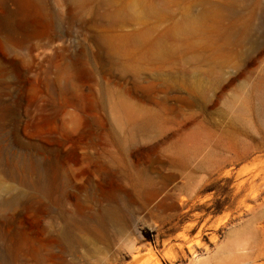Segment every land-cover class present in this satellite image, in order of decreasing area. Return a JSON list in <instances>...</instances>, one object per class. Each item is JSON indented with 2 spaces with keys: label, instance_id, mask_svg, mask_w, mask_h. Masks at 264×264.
<instances>
[{
  "label": "rangeland",
  "instance_id": "1",
  "mask_svg": "<svg viewBox=\"0 0 264 264\" xmlns=\"http://www.w3.org/2000/svg\"><path fill=\"white\" fill-rule=\"evenodd\" d=\"M31 1L14 26L41 46L0 26V200L51 210H9L14 264H264V0ZM209 4L233 11L193 25ZM70 222L88 244L61 258L50 239Z\"/></svg>",
  "mask_w": 264,
  "mask_h": 264
},
{
  "label": "bare ground",
  "instance_id": "2",
  "mask_svg": "<svg viewBox=\"0 0 264 264\" xmlns=\"http://www.w3.org/2000/svg\"><path fill=\"white\" fill-rule=\"evenodd\" d=\"M89 1L90 0H71L72 4L81 5V6ZM0 3L4 6L5 9H7L10 12V14L7 16H0V26L2 30H4L5 33L10 38L16 39L17 48L21 50H34L36 47L41 46L42 41L45 38V33L40 32V31H36V32L29 31L30 33H32V35L25 33L20 36L15 29L14 21H13L14 17L28 16V15L31 16V14H33V10L35 7L33 2L31 0H0ZM223 10L219 9L218 11L215 9L214 6L209 4L208 6L204 7V10L201 11L199 17L196 20L192 21L193 25L197 26L200 23H206V25H209L208 23H211V22L214 23L218 20V18L228 16L233 11L232 9L228 10V12L223 11ZM250 29H251L250 24L243 25L240 29L237 28V30H240V33L242 36H247L246 34L250 31ZM259 91H260V96H261L260 97L261 100L259 103V111H260V115L264 119V83L263 82L259 85ZM2 108H3L2 103L0 102V114H1ZM122 108H125V107L123 106ZM145 115H146V112L142 114L145 120L140 123L138 121L137 112L134 111L133 109L127 110V118L129 119V122H131L133 129L135 130L136 129H146L149 126H151L150 124L151 120L150 119L148 120V118H146ZM194 134L193 135L191 134L185 137L186 138L185 142L183 144L182 143L178 144L176 151H178L182 155H189V153H191L190 151H192V147L189 145L190 143H193L195 140ZM0 146H1V142H0ZM197 148L200 149V147H197ZM197 148L193 147L194 150ZM15 155L16 153L14 154V156ZM27 156H29L30 159L23 155L19 156L23 164V168H22L23 176L21 175L22 182L24 184H28L29 176L30 175L35 176L36 181L32 185L36 192L35 194L39 196L40 194H42V192L44 191L47 192V190H49L47 187L48 181H47L46 169L44 168V165L39 158L37 157L33 158L29 154ZM35 185L38 187H35ZM23 201H25L28 204V208L37 207V210L41 213L43 217H46L50 213V210H51L50 207H48L45 204H42V201L41 202L37 201L35 197H28V195H25L22 193H18L17 195L12 196L10 199L6 201L0 200V264H14L15 262V258L12 257L11 253L9 252L11 248V245L9 242L13 240L10 238V236L14 234V236L19 237L22 234V231L18 229H14V231L12 232L10 228V221H9V218L7 217V214L9 210L14 209L20 202H23ZM82 237L77 232V229L73 225L72 222L67 223L65 227L61 229L57 237L50 239L51 248L60 252L61 258L67 255H73L75 253V250L78 247H84L85 245L88 244L87 242L88 237L87 238H82ZM90 237L93 239V241L102 239L101 238L102 236H99V235H92ZM53 253L55 255H58L56 252H53ZM39 264H46V263L41 261ZM232 264H243V263L238 262V263H232Z\"/></svg>",
  "mask_w": 264,
  "mask_h": 264
}]
</instances>
